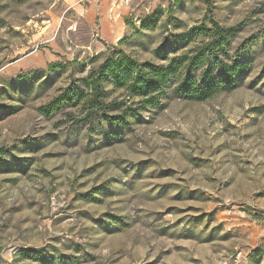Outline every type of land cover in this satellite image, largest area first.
I'll return each mask as SVG.
<instances>
[{
  "label": "rangeland",
  "instance_id": "rangeland-1",
  "mask_svg": "<svg viewBox=\"0 0 264 264\" xmlns=\"http://www.w3.org/2000/svg\"><path fill=\"white\" fill-rule=\"evenodd\" d=\"M199 53L247 67L131 89ZM0 264H264V0H0Z\"/></svg>",
  "mask_w": 264,
  "mask_h": 264
},
{
  "label": "trees",
  "instance_id": "trees-1",
  "mask_svg": "<svg viewBox=\"0 0 264 264\" xmlns=\"http://www.w3.org/2000/svg\"><path fill=\"white\" fill-rule=\"evenodd\" d=\"M223 40L226 41L225 38ZM212 58L215 59V57L205 58L204 53H199L198 56L193 58L190 66L188 64L184 70L179 69L182 64L176 61H173L167 68L149 66L148 75L151 76L148 77L147 75L139 80L138 83L141 84L140 92L136 91L134 87H131V89L135 92V95L146 96L148 99L145 104L148 106L159 105L158 97H151L154 92L171 86H176L174 91L184 100L204 102L222 90L231 89L234 86L235 79L242 75L247 67L240 62L229 63L220 58L213 64ZM129 64L128 66L123 62H111L104 71H101L97 79L91 77L90 80H87L86 86L91 91H99L101 87L99 82L103 80L106 73L114 77L116 84L128 83L138 66L136 62H129ZM140 72L142 74L144 70ZM138 79L140 78L138 77ZM82 95V92L75 94L77 98L82 97ZM97 95L95 103H98L99 93Z\"/></svg>",
  "mask_w": 264,
  "mask_h": 264
}]
</instances>
